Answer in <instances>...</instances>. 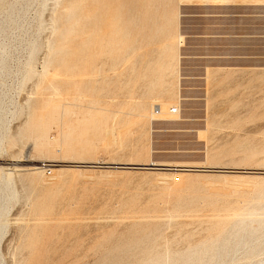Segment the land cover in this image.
Returning <instances> with one entry per match:
<instances>
[{"label": "rangeland", "instance_id": "obj_1", "mask_svg": "<svg viewBox=\"0 0 264 264\" xmlns=\"http://www.w3.org/2000/svg\"><path fill=\"white\" fill-rule=\"evenodd\" d=\"M66 1L0 0V208L9 223L0 264H97L104 252L136 240L138 231L155 223L154 251L179 252L208 234L211 219L250 208L261 213L264 194L244 195L259 186L264 191V0H184L178 7L176 0L170 19L160 11L163 0H154L150 8L160 9L146 18V46L131 56L120 41L114 46L121 55L113 50L111 65L98 62L99 73L76 77L79 84H62L54 95L47 91L44 98H67L77 106L75 116L65 115L50 129V139L59 141L54 149L37 151L35 133L17 135L29 108L43 99L28 70L41 68L55 32L49 16ZM122 31L116 38L125 39ZM90 47L82 57L94 52ZM100 116L109 126L94 131L89 120ZM15 165L26 171L15 172ZM188 181L228 195L236 209L203 200L176 208L180 184ZM36 202H43L46 219L37 220ZM235 231L228 226L226 232ZM253 240L250 248L240 245L212 264H264V230ZM40 242L46 245L39 248ZM236 242L231 238L228 249Z\"/></svg>", "mask_w": 264, "mask_h": 264}, {"label": "bare ground", "instance_id": "obj_2", "mask_svg": "<svg viewBox=\"0 0 264 264\" xmlns=\"http://www.w3.org/2000/svg\"><path fill=\"white\" fill-rule=\"evenodd\" d=\"M73 1H75V3H73ZM73 1L70 0V1H66L65 3L63 2L64 5L62 7V10H57L60 12H57L58 14L56 13L55 16L53 14L54 18L53 16H49V17H52L51 19H53V24H54V29H55L53 31L55 32L51 34L53 36L51 37L49 41H47L48 45L46 46L48 47L47 48L48 52H46L45 55L42 57L43 62L41 61L42 65L40 69L38 68L39 70H37L35 67L29 68L28 70L29 73L32 72L33 76H35V79H36L34 93L42 92L43 99L40 102V104H38L37 106H31L29 108L27 120L24 122L23 127L19 128V133L17 135L21 134L22 130H25L24 132L27 131L28 133L30 132L35 133L36 134L35 135L36 136L35 147L37 151H45L47 149L52 150V148L59 141L56 142V140H54L53 138H52L53 140L50 139L49 137L50 129L53 127V125L59 124V121H61V119L65 115L69 116L70 113H73L74 115L75 112L73 111L72 107L77 106V104L74 102H71V100L67 102V98L66 99L64 98L61 101L54 99L55 96L54 97L52 96V98L51 97L44 98L47 91H51V93L54 95V92L57 93L59 88L62 87V84L66 85L70 82H73L75 85H77L79 83L77 81L75 82L76 77H78L79 79H84L90 73H93V72L99 73L102 69V66L111 65L110 64V62H112L111 52L113 50L116 52H118V50L120 51V49L116 50L114 46L115 44L120 43V41H122V44H125V48L124 50L123 49L122 50L125 51L127 55L131 54L132 52L135 53L137 50L142 49L144 46H146V45L143 46V43L146 44V42L149 41V39L147 38L145 34L146 28H147L146 20L150 19L148 17L152 12H154L155 10L159 11L158 9H160L159 6H155L154 10L150 8V4L152 2L154 3L156 0L155 1L154 0H73ZM175 1L176 0H163L164 2L163 5L166 4L164 8H163V5L160 3L161 5L160 7L163 8V10L160 9V11L164 14L163 16L165 18L170 19V16L171 15L173 16L175 14L174 12H172L173 11L172 9H175L172 7V3H174ZM183 1L184 0H179L177 3H174V4L175 5L177 4L176 7H178L180 3H182ZM60 5L62 6V4ZM169 6H170V9L168 8ZM123 15H124V20H123ZM165 18L162 17L163 21H166L164 20ZM154 20L159 21L158 19L157 20L154 19ZM63 21L66 22V25L61 26ZM121 22L124 23L123 26L121 25L123 24ZM121 29L123 31L125 30L126 32V33H123L122 31V33L124 34L123 37L126 36L125 39L123 38L122 40L120 37L116 38L118 32L121 33L120 32ZM150 29H147V30H150ZM178 36H181V35L177 34V39L179 38ZM179 40L181 41V39ZM72 42H74V45ZM90 46L94 48V52L92 54H88L87 58H85L86 55L85 57H82L83 53L87 54L86 51H88L89 48H91ZM118 46L117 48H121ZM133 54H131V56ZM120 55L121 54H119V56ZM68 57L70 58L66 60V58ZM136 59H138V57ZM140 59H143V58L140 57ZM57 60H60V62L54 67L53 63L56 62ZM114 60H117V59H114ZM135 61L133 63H135ZM144 61L146 62V59ZM98 62H100L102 65L99 68H98V65H99ZM79 63L81 64L79 65ZM136 63H138L139 65L138 60ZM64 64L66 65L65 70L61 71V69L59 68L60 66H63ZM113 65L117 66L116 63L112 64V66ZM130 66L135 68V66H133L132 64ZM165 66L166 65L163 66L164 67L162 68L163 70L165 69ZM60 76H64V79H61ZM73 100H77V98L74 97ZM77 116H78V113H77ZM83 118H85V116ZM100 118L101 116L97 119L93 117L91 120H89V123L96 127V130L93 129L94 131H98L97 127H99L100 128L99 131H101L102 127H105L107 125L109 126L108 117L104 116L101 119ZM76 120H79V118L77 117ZM77 123L78 122L76 121V124ZM70 125L72 124L70 123ZM108 126L106 128H108ZM66 131H64V133ZM100 134L102 136V133ZM99 137L100 135L98 136V139L101 140V138ZM66 138H67V134H66ZM67 140H69V138ZM86 140L87 139H85V141ZM87 142L85 143V147L86 145H88ZM89 142L91 143L92 141H89ZM67 144H68V141H67ZM71 145L69 146L66 145L68 146L67 149H69V151H70L69 147ZM88 146H90V144ZM94 147L92 148L89 147V148L93 149ZM126 165H128V166H125L127 168L138 169L137 167H134V166H138L140 164H126ZM182 166L188 167L185 169H194L192 167H195L193 165H182ZM150 169H154V168H150ZM161 169H166V168H161ZM16 171L25 172L26 169L21 166H16L15 172ZM10 177H11V174H7V178L9 179V182H8L9 184H10ZM225 183H223V186ZM180 185H181L180 189L176 195V204H175L176 208L178 209L185 207L186 205H189L190 203H194L199 200L209 201L211 204H215L214 206L215 207L217 206L218 209L223 208L228 212L236 209L235 205H233L234 202L231 201L228 195L211 194L204 190L198 189L196 185L193 184V182H189V181L186 183H181ZM210 186H212V184ZM225 186L227 188L229 187L227 185ZM224 187L219 188V189L220 190L224 189ZM231 187H234V186L232 185ZM243 187L241 186V188ZM6 188L9 194L11 192L14 193L11 186L8 185ZM215 188L217 189L213 191L218 190V187L215 186ZM237 189L239 190L240 187L238 188L237 186ZM263 194H264L263 187L259 186V187H256L254 190H252L250 194L244 195V197L245 199H249L248 197H251V196L253 198L256 197L257 199H262ZM261 210L262 212L260 213L255 208H250V209L242 210L238 213H234V214L229 213V214H226L225 216L218 217L216 219H211L208 234L202 240L196 243L190 244L186 249H184L183 251H179V252H172L168 248L165 249L164 251H154V247L156 246V241H157L156 233L158 231V224L155 223V224H152V227L147 232H144L142 230L138 231L137 234L139 236L137 237L136 240L119 244L116 248L111 249L107 252H104L102 256L99 258L97 264H212L216 261L222 260V258L225 256H229L230 252L236 251L237 247H239L240 245L249 246V248L251 247V245L255 242L253 238L258 237V232L261 230H264V208H261ZM46 211H48V209ZM34 212L38 215L37 220L46 219L44 217H46V215L48 214V212L47 214L44 213L43 202L35 203ZM8 224H9L8 218L4 217V210L3 208H0V252L2 251L1 241L5 235ZM228 226L234 227L236 231L233 234H230V233L227 234L226 231H227ZM43 231H46V230H43ZM39 233L41 232L39 231ZM45 234H47V232L44 233V235ZM35 236H41V235H35ZM50 237L51 236H49V238ZM231 238L237 239L236 247L233 250L228 249V243L230 242ZM39 239H41V237ZM26 240H27V237H26ZM32 240L33 239H31L30 241ZM32 242L33 243L31 244L33 245L34 241ZM42 242L46 243V240ZM45 243H42L41 246H39V248L40 247L42 248V245H46ZM21 245L22 244L17 245L16 248L19 249ZM35 249L39 251L37 252L38 254L41 252L40 251L41 249L38 250V246ZM249 250L252 253L254 252L255 248L252 247ZM13 254L15 255L16 253H13ZM31 255L34 256V254H31ZM31 255H28V256H31ZM34 260L35 259H33V261ZM28 262L26 264H28ZM37 263H34V264H37Z\"/></svg>", "mask_w": 264, "mask_h": 264}, {"label": "water", "instance_id": "obj_3", "mask_svg": "<svg viewBox=\"0 0 264 264\" xmlns=\"http://www.w3.org/2000/svg\"><path fill=\"white\" fill-rule=\"evenodd\" d=\"M137 168H154V169H161L164 168V166H134Z\"/></svg>", "mask_w": 264, "mask_h": 264}, {"label": "built area", "instance_id": "obj_4", "mask_svg": "<svg viewBox=\"0 0 264 264\" xmlns=\"http://www.w3.org/2000/svg\"><path fill=\"white\" fill-rule=\"evenodd\" d=\"M172 112L177 114V113H179V109L177 107H173L172 108Z\"/></svg>", "mask_w": 264, "mask_h": 264}]
</instances>
